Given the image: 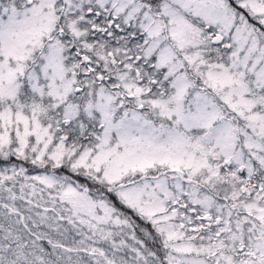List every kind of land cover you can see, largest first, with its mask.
I'll use <instances>...</instances> for the list:
<instances>
[{"label":"snow or ice","instance_id":"snow-or-ice-1","mask_svg":"<svg viewBox=\"0 0 264 264\" xmlns=\"http://www.w3.org/2000/svg\"><path fill=\"white\" fill-rule=\"evenodd\" d=\"M0 264H264V0H0Z\"/></svg>","mask_w":264,"mask_h":264}]
</instances>
